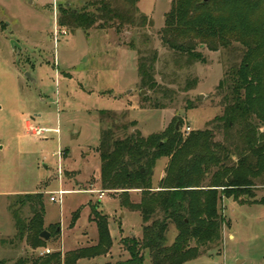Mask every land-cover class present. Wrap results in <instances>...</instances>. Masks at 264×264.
<instances>
[{
  "label": "rangeland",
  "instance_id": "1",
  "mask_svg": "<svg viewBox=\"0 0 264 264\" xmlns=\"http://www.w3.org/2000/svg\"><path fill=\"white\" fill-rule=\"evenodd\" d=\"M94 1L0 0V260L8 264L37 257L44 249L63 257L97 244L90 207L108 218L113 244L105 256L79 263L126 262L124 242L139 240L144 223L138 211L121 201L138 204L141 192L100 191L97 148L101 131L112 126L108 117L101 121L100 112L115 114V127H125L115 130L121 139L137 132L145 137L162 133L171 125L184 137L212 129L210 123L223 112L217 86L241 59L243 48L237 41L224 47L189 36L178 40L193 42L202 61L188 60L164 46L161 31L173 0H140L138 10L148 23L136 29L125 27L117 33L93 27L86 34L58 28L60 5L90 8ZM153 53L157 93L143 89L138 76L139 59ZM155 101L158 108L153 109ZM28 121L59 133L33 137L25 129ZM214 133V140L221 141ZM168 161L156 163L153 188L164 177ZM59 189L65 191L61 201L50 202L51 193ZM251 191V198L236 203L224 197L219 201L226 222L221 247L185 264H264V177L255 180ZM32 194L43 196L42 232L49 233L44 249H33L25 238L16 237V218L28 223L32 206L37 207L35 201L21 204L20 199ZM175 235L171 226L169 244ZM144 257L150 264L147 253Z\"/></svg>",
  "mask_w": 264,
  "mask_h": 264
},
{
  "label": "trees",
  "instance_id": "2",
  "mask_svg": "<svg viewBox=\"0 0 264 264\" xmlns=\"http://www.w3.org/2000/svg\"><path fill=\"white\" fill-rule=\"evenodd\" d=\"M139 1L96 0L91 9L88 5L81 9L60 5L57 25L86 34L93 27L114 28L117 33L125 27H143L148 20L138 10ZM185 36L204 43L219 42L224 47L237 41L243 48L241 59L225 71L217 86L223 112L210 123L212 129L192 131L184 137L171 125L162 133L145 137L137 132L121 139L115 135V114L100 112L101 121L105 117L112 120V126L101 131L97 148L100 191L123 195L141 192L138 204H121L138 211L144 223L139 240L128 238L124 242L129 259L110 264H145L144 253L150 264H185L221 247L226 222L219 213V201L223 197L235 203L241 197L251 198L255 180L264 177V0H173L161 42L188 60L202 61L193 42L188 40L184 45L178 41ZM155 59L156 53L141 57L138 65L142 88L153 93L160 92L154 76ZM152 108H158L157 101ZM214 131L221 135V141L214 140ZM162 158L169 159L165 175L153 188V170ZM42 197L32 194L21 198V204L35 201L37 207L32 206L28 223L18 217L15 222L16 237L20 241L25 238L33 249H44L47 244L40 239L45 215ZM90 209L97 244L66 252L63 257L50 252L18 258L11 264H80L105 256L113 244L108 218L96 207ZM171 226L176 235L169 244ZM0 264L8 262L0 260Z\"/></svg>",
  "mask_w": 264,
  "mask_h": 264
},
{
  "label": "built area",
  "instance_id": "3",
  "mask_svg": "<svg viewBox=\"0 0 264 264\" xmlns=\"http://www.w3.org/2000/svg\"><path fill=\"white\" fill-rule=\"evenodd\" d=\"M56 29V28H55ZM57 31V30H56ZM55 31V33H56ZM65 34V31L63 32ZM26 129L31 133L33 137H46L47 135H57L59 133L58 129H51L47 127H37V126H32L31 123H28L26 126ZM59 172L61 173V168L59 167ZM65 191L59 189L57 193H51L54 196L50 197V202L56 203L60 202L61 198L63 197ZM104 196L103 193H101L100 198ZM50 253L49 249H44L43 252L39 253V256H43L44 254Z\"/></svg>",
  "mask_w": 264,
  "mask_h": 264
},
{
  "label": "water",
  "instance_id": "4",
  "mask_svg": "<svg viewBox=\"0 0 264 264\" xmlns=\"http://www.w3.org/2000/svg\"><path fill=\"white\" fill-rule=\"evenodd\" d=\"M15 46L16 44L14 42H12ZM17 47V46H16ZM27 75V74H26ZM28 76V75H27ZM176 128L178 129V126H176ZM59 231V229H58ZM40 239L43 241H47L49 239V233L46 232V231H43L41 234H40ZM239 263V262H238Z\"/></svg>",
  "mask_w": 264,
  "mask_h": 264
},
{
  "label": "crops",
  "instance_id": "5",
  "mask_svg": "<svg viewBox=\"0 0 264 264\" xmlns=\"http://www.w3.org/2000/svg\"><path fill=\"white\" fill-rule=\"evenodd\" d=\"M35 116L38 117V118L40 117V115H35ZM28 123H30V122L29 121L25 122V129H26V126H27Z\"/></svg>",
  "mask_w": 264,
  "mask_h": 264
}]
</instances>
